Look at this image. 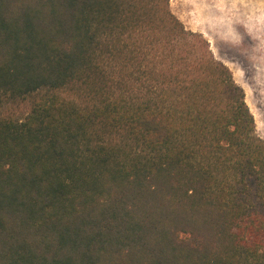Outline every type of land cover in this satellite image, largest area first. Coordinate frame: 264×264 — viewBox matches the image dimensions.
<instances>
[{"label":"trees","instance_id":"1","mask_svg":"<svg viewBox=\"0 0 264 264\" xmlns=\"http://www.w3.org/2000/svg\"><path fill=\"white\" fill-rule=\"evenodd\" d=\"M0 264H264V140L170 0H0Z\"/></svg>","mask_w":264,"mask_h":264},{"label":"rangeland","instance_id":"2","mask_svg":"<svg viewBox=\"0 0 264 264\" xmlns=\"http://www.w3.org/2000/svg\"><path fill=\"white\" fill-rule=\"evenodd\" d=\"M170 9L231 69L264 140V0H170ZM31 106V99L0 103V115L23 118Z\"/></svg>","mask_w":264,"mask_h":264}]
</instances>
